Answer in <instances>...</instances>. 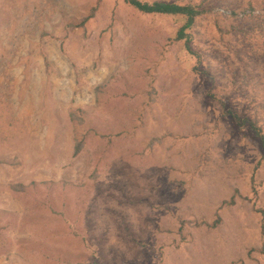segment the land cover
Returning a JSON list of instances; mask_svg holds the SVG:
<instances>
[{
    "label": "rangeland",
    "instance_id": "obj_1",
    "mask_svg": "<svg viewBox=\"0 0 264 264\" xmlns=\"http://www.w3.org/2000/svg\"><path fill=\"white\" fill-rule=\"evenodd\" d=\"M169 1L205 11L196 71L172 17L0 0V264H264V152L224 114L264 134V0Z\"/></svg>",
    "mask_w": 264,
    "mask_h": 264
},
{
    "label": "trees",
    "instance_id": "obj_2",
    "mask_svg": "<svg viewBox=\"0 0 264 264\" xmlns=\"http://www.w3.org/2000/svg\"><path fill=\"white\" fill-rule=\"evenodd\" d=\"M128 5L132 6L136 10L146 13V14H157L165 15L174 18L180 22V25L177 27L175 34L172 40L181 41L183 49L190 55H194L197 65H194L192 68L194 71L199 67L201 59L199 54L194 52L191 49L190 42L193 38V35L190 33V30L193 28L195 19L205 13L204 10L199 9L195 5L191 4H182L169 0H152V1H142V0H124ZM93 16L91 12L90 16L84 17L77 24L78 26H83L84 23ZM171 40V41H172ZM209 74L208 72H206ZM210 97L215 94L210 93ZM225 115H230L233 118L234 123L237 126H249L251 130L254 131L255 136L259 139V143L264 152V134L261 132V128L257 126L256 123L252 122L247 116L240 114L238 111H233L227 109L224 112ZM76 113L71 112V119L74 120ZM81 148L80 142H76L74 154H77ZM264 156V154H263ZM219 220V219H218ZM217 220V221H218ZM216 221V222H217ZM215 224V223H214ZM214 226V225H213Z\"/></svg>",
    "mask_w": 264,
    "mask_h": 264
}]
</instances>
